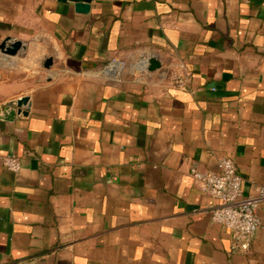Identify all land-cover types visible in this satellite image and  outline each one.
Instances as JSON below:
<instances>
[{"label":"crops","instance_id":"obj_1","mask_svg":"<svg viewBox=\"0 0 264 264\" xmlns=\"http://www.w3.org/2000/svg\"><path fill=\"white\" fill-rule=\"evenodd\" d=\"M7 37L23 45L0 52V264H264V227L233 252L191 175L231 156L245 196L264 185V0H0Z\"/></svg>","mask_w":264,"mask_h":264},{"label":"built area","instance_id":"obj_2","mask_svg":"<svg viewBox=\"0 0 264 264\" xmlns=\"http://www.w3.org/2000/svg\"><path fill=\"white\" fill-rule=\"evenodd\" d=\"M127 67L123 59L114 58L102 69V73L110 77H119ZM148 58L137 63L136 72L142 74L148 71ZM188 73L174 71L170 75L171 83L184 87ZM4 166L19 173L22 159L17 154H8L2 158ZM218 170H202L196 166L191 168V175L200 190L216 198L219 204L212 208V220L224 225L231 234V249L233 252L247 253L251 242L264 221L259 216V208H264V185L257 188L256 194L245 196L242 177L238 172L235 160L224 156L219 160ZM112 182V179L109 180Z\"/></svg>","mask_w":264,"mask_h":264},{"label":"water","instance_id":"obj_3","mask_svg":"<svg viewBox=\"0 0 264 264\" xmlns=\"http://www.w3.org/2000/svg\"><path fill=\"white\" fill-rule=\"evenodd\" d=\"M62 3H68L74 6L78 13H88L91 9V4L94 0H58ZM23 43L20 40H14L7 37L0 43V52L7 55H16L21 49ZM52 64V59L48 58L44 62V67L49 68ZM161 66L160 60L156 56H152L149 60V70L154 71ZM7 108L13 107L15 110L11 111V115L23 113L27 114L29 105L27 106V98L17 101H11L6 105Z\"/></svg>","mask_w":264,"mask_h":264}]
</instances>
